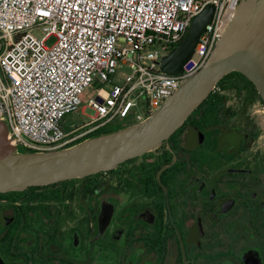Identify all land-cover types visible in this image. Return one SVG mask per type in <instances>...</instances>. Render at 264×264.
Masks as SVG:
<instances>
[{
  "label": "flooded vegetation",
  "instance_id": "1",
  "mask_svg": "<svg viewBox=\"0 0 264 264\" xmlns=\"http://www.w3.org/2000/svg\"><path fill=\"white\" fill-rule=\"evenodd\" d=\"M236 79L150 152L0 192V264H264V103Z\"/></svg>",
  "mask_w": 264,
  "mask_h": 264
},
{
  "label": "built area",
  "instance_id": "2",
  "mask_svg": "<svg viewBox=\"0 0 264 264\" xmlns=\"http://www.w3.org/2000/svg\"><path fill=\"white\" fill-rule=\"evenodd\" d=\"M240 1L0 0V118L10 143L50 151L142 121L203 66ZM208 5L212 19L182 71H163L152 58L169 53ZM42 25L49 30L38 39L30 31ZM219 91L217 83L211 93ZM85 108L89 119L66 129L63 117Z\"/></svg>",
  "mask_w": 264,
  "mask_h": 264
},
{
  "label": "water",
  "instance_id": "3",
  "mask_svg": "<svg viewBox=\"0 0 264 264\" xmlns=\"http://www.w3.org/2000/svg\"><path fill=\"white\" fill-rule=\"evenodd\" d=\"M214 7L195 16L184 38L159 61L167 73H178L194 52ZM236 71L255 87L264 103V0H241L203 66L142 121L91 135L50 151H23L8 139L0 118V192L22 190L83 177L115 168L119 163L158 148L177 131L226 74Z\"/></svg>",
  "mask_w": 264,
  "mask_h": 264
},
{
  "label": "rangeland",
  "instance_id": "4",
  "mask_svg": "<svg viewBox=\"0 0 264 264\" xmlns=\"http://www.w3.org/2000/svg\"><path fill=\"white\" fill-rule=\"evenodd\" d=\"M48 30H49V28L47 26L42 25V26L33 27L30 32L33 36H35L36 38L39 39ZM54 41H55V37L53 35H50L46 38L45 44L50 46L53 44ZM226 93H227L228 99H231V100L235 99L234 95H232L231 89H228L226 91ZM84 98H86V94L84 95ZM92 114H93V110L90 108H85L84 110L78 109L76 112H71V113L66 114L63 117L62 121H63L65 128L70 129V128L77 126L78 124H80L82 122H86L89 119V116H91ZM258 118L260 121H262V115L258 116ZM122 125H127V124L122 123ZM114 126H116V125H114ZM21 150H23V149H21ZM23 151H25V150H23Z\"/></svg>",
  "mask_w": 264,
  "mask_h": 264
},
{
  "label": "trees",
  "instance_id": "5",
  "mask_svg": "<svg viewBox=\"0 0 264 264\" xmlns=\"http://www.w3.org/2000/svg\"><path fill=\"white\" fill-rule=\"evenodd\" d=\"M237 76H241L242 79H243V81H244V83L246 85H251L253 94H255L256 97L259 100H261L260 97H259V95H258V93H257V91H256V89H255V87H254V85L246 77H244L242 74H240V73H238L236 71H233V72H230V73L226 74L222 79H220L218 81V85H220L221 87H227V86H232V85H235V84H238V83H242V81L240 82V81H238L236 79ZM224 81L226 83H224ZM224 98H225L224 95H218V94H215V93H210L208 95V97L203 102L205 103L206 100L207 101H220V100H222ZM200 105H203V104L201 103ZM122 126H124V125L117 124L116 126H111V127H108V128H103V129H100V130L92 133L91 135H95V134H99V133H102V132L110 131V130H113V129H116V128H120ZM91 135H88L87 137H89ZM87 137H85V138H87ZM78 141H80V140H78ZM78 141H76V142H78Z\"/></svg>",
  "mask_w": 264,
  "mask_h": 264
}]
</instances>
